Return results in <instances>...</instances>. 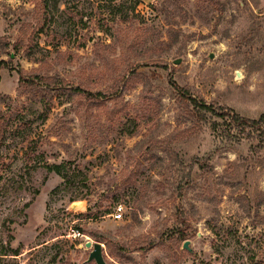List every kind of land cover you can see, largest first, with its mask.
I'll return each instance as SVG.
<instances>
[{
  "label": "rangeland",
  "instance_id": "1",
  "mask_svg": "<svg viewBox=\"0 0 264 264\" xmlns=\"http://www.w3.org/2000/svg\"><path fill=\"white\" fill-rule=\"evenodd\" d=\"M184 90L264 116V0H0V264H264V127Z\"/></svg>",
  "mask_w": 264,
  "mask_h": 264
},
{
  "label": "trees",
  "instance_id": "2",
  "mask_svg": "<svg viewBox=\"0 0 264 264\" xmlns=\"http://www.w3.org/2000/svg\"><path fill=\"white\" fill-rule=\"evenodd\" d=\"M120 9L121 7L117 8L118 11H120ZM187 94L188 93L184 90L182 96L184 98H189V101L191 102L190 106L194 110V112L192 113L193 115H195L196 117H200L204 121L206 120L208 114H210L212 117L215 116L222 120V123L218 121L212 122V128L214 132L218 133L219 135L222 134L224 137H231L233 130H239L240 133L244 134L249 129L251 132L247 133L246 138H253L252 134L254 132L261 131L264 127V116L259 120H249L239 116L238 114L229 115L222 112L219 113L205 103L188 97ZM221 124H226V129H222L223 126H221ZM48 169L55 172L59 176H62L63 178L65 177L62 165H51L48 167ZM101 242H104V240L102 239Z\"/></svg>",
  "mask_w": 264,
  "mask_h": 264
},
{
  "label": "water",
  "instance_id": "3",
  "mask_svg": "<svg viewBox=\"0 0 264 264\" xmlns=\"http://www.w3.org/2000/svg\"><path fill=\"white\" fill-rule=\"evenodd\" d=\"M179 61L177 62V64ZM187 246V245H186ZM85 247L92 249L89 256V262L95 261L96 264H109L103 254V246L101 243H92L90 240L86 241Z\"/></svg>",
  "mask_w": 264,
  "mask_h": 264
},
{
  "label": "built area",
  "instance_id": "4",
  "mask_svg": "<svg viewBox=\"0 0 264 264\" xmlns=\"http://www.w3.org/2000/svg\"><path fill=\"white\" fill-rule=\"evenodd\" d=\"M121 210H122V209H118V212H117V214H116V216H115V217H117V218H119V217H120V215H121V213H120V212H121Z\"/></svg>",
  "mask_w": 264,
  "mask_h": 264
}]
</instances>
